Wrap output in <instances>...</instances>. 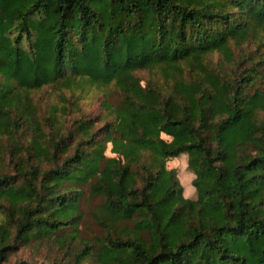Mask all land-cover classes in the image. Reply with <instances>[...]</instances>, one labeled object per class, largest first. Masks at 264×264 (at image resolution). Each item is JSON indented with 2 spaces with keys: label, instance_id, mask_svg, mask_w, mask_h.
Returning <instances> with one entry per match:
<instances>
[{
  "label": "trees",
  "instance_id": "trees-1",
  "mask_svg": "<svg viewBox=\"0 0 264 264\" xmlns=\"http://www.w3.org/2000/svg\"><path fill=\"white\" fill-rule=\"evenodd\" d=\"M36 243L264 264V0H0V264Z\"/></svg>",
  "mask_w": 264,
  "mask_h": 264
},
{
  "label": "rangeland",
  "instance_id": "rangeland-1",
  "mask_svg": "<svg viewBox=\"0 0 264 264\" xmlns=\"http://www.w3.org/2000/svg\"><path fill=\"white\" fill-rule=\"evenodd\" d=\"M99 92H91L89 94V97L84 100V106L86 110L89 112H93L94 114L99 113L100 109V102H99ZM112 97H115L112 95ZM165 135V134H164ZM166 136V135H165ZM111 145H109L107 153L112 154L110 151ZM168 166L169 167H175L178 171V176L181 180V182L184 185V193H186V187L191 186L192 178L194 176L193 172L190 170V168L187 165V161H184L182 157H171L168 159ZM100 198H94L89 201H85L84 205L86 210L90 207L92 208L95 206V204L100 202ZM89 218V214L86 215ZM88 227L86 228V232L88 235H91L92 233H98L99 232V226L90 218V222L87 220ZM82 226H85L84 223H82ZM61 256V253L58 252V248L56 246H49L47 244L39 246L36 244H33L32 246H25L21 248L17 253H14L11 256V259L6 262L5 264H16L17 262H20L22 260H27L31 263H37V264H52L54 261L59 259ZM83 264H93L91 260H88L84 262Z\"/></svg>",
  "mask_w": 264,
  "mask_h": 264
},
{
  "label": "water",
  "instance_id": "water-1",
  "mask_svg": "<svg viewBox=\"0 0 264 264\" xmlns=\"http://www.w3.org/2000/svg\"><path fill=\"white\" fill-rule=\"evenodd\" d=\"M16 264H32V263L24 259L20 262H17Z\"/></svg>",
  "mask_w": 264,
  "mask_h": 264
}]
</instances>
